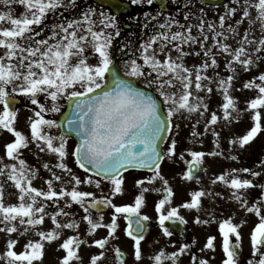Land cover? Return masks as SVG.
Listing matches in <instances>:
<instances>
[{
  "label": "snow or ice",
  "instance_id": "snow-or-ice-1",
  "mask_svg": "<svg viewBox=\"0 0 264 264\" xmlns=\"http://www.w3.org/2000/svg\"><path fill=\"white\" fill-rule=\"evenodd\" d=\"M194 2L187 0L183 23L176 16H164L163 6L156 15L144 13L145 27L151 21L156 23L139 46V53L123 62L126 71L122 75L113 52V42L121 35L116 15L88 6L76 16L65 17L62 10L76 9L77 0H0V131L14 137L5 143V153L0 156V233L5 236L0 264H42L46 244L61 240L66 230L74 234L58 245L65 253L59 264H83L82 246L100 249L89 255L88 264H103L110 242L118 238L121 218L125 235L133 241L134 264H140L144 258L142 242L148 232L146 222L151 219L142 212L147 193L163 192L155 211L161 234L168 238L173 236V229L166 222H188L180 214L181 208L200 212L202 198L221 196L201 186L189 193V200L174 206L175 191L162 164L165 160L183 162L186 169L181 179L201 184L197 173L208 171L204 167L206 157L235 161L239 156L232 151L245 148L264 132V71H258L264 61V0H228L218 18H209L203 6L193 12L188 5ZM125 4L153 5L154 0H120L118 6ZM17 8L23 11L17 14ZM57 16L48 23L49 17ZM189 56L200 57V62L188 65L185 58ZM221 59L227 75H221ZM254 69L258 74L236 88L240 70L247 73ZM140 80L163 100L138 87ZM241 90L256 94L241 101L233 94ZM214 92L220 96L217 110L210 109ZM22 100L32 113L27 118L29 134L16 127L21 111L17 104ZM65 104L68 111L63 119L48 118L49 113H60ZM193 114L200 118L192 124L191 143L202 145L203 137L211 133L215 144L212 151L180 150L176 138L180 125L190 122ZM245 114H250L252 126L243 135H231L226 156L222 133L216 126L223 122L228 128ZM206 115L203 131H199L201 118ZM73 135L77 142L70 147ZM30 145L38 150L37 159L47 154L55 158L54 162L45 161L40 167L30 164L23 157V150H31ZM70 156L85 173L83 178L67 162ZM41 167L49 173L47 178L40 176ZM260 168H230L210 181L211 185L219 183L231 189L228 198L258 218L250 233L252 258L243 264H264V183L253 179L264 176V159ZM134 170L149 174L134 178L138 193L131 202L115 203V198L126 192V174ZM37 179H43L44 186H35ZM157 182L160 187H155ZM9 183L16 190L17 202H5ZM83 185L94 186L101 194L85 190ZM251 189L260 192L252 201L248 198ZM74 206L82 215L73 211ZM108 208L113 211L106 222L104 212ZM204 211L208 218L197 215L195 223H217L224 254L221 264H241V229L247 221L235 222V213L217 219L210 209ZM46 219L53 227L43 228ZM82 223L86 225L83 234ZM102 228L105 236L88 239ZM30 234L38 238L32 239ZM21 238L26 242L18 251ZM216 241V235H208L200 252H214ZM192 244L183 243L171 253L161 248L151 257L152 264H180L184 254L192 253ZM114 252L119 264H126L119 246ZM190 264L210 261L192 253Z\"/></svg>",
  "mask_w": 264,
  "mask_h": 264
},
{
  "label": "flooded vegetation",
  "instance_id": "flooded-vegetation-1",
  "mask_svg": "<svg viewBox=\"0 0 264 264\" xmlns=\"http://www.w3.org/2000/svg\"><path fill=\"white\" fill-rule=\"evenodd\" d=\"M85 1L88 2V3H86V5H95V6L102 7L103 9L108 10V8L103 7L101 5H98L91 0H85ZM172 1L173 0H166L167 8L163 9V14L171 13L170 9H171V7L174 6ZM79 2H80V0H77L78 7L76 9L62 10L63 15L64 16L68 15L69 16L68 18H71L72 16L78 15L80 12L81 6H83V4L79 3ZM134 10L136 11V14H135V17H132L133 22L135 24L144 25L145 24L144 13L147 10H149V13L152 14V12H153L155 15L159 11H161V8L155 2L153 5H147V4H141L139 6L132 5V10L130 12L124 13L123 15L120 14V15H116V16L117 17H124V16H127L128 14H131ZM142 18H143V20L141 21ZM54 21L55 20H53L52 22H54ZM48 23H49V20H48ZM124 27H125V29H130L131 24H125ZM123 41L124 40L122 37H120V39L116 41V44L119 42L118 45H115L116 48H115L114 55H115L116 61H118L121 54L124 53ZM121 49H123V51H121ZM119 71L121 73L120 66H119ZM137 85L144 87L146 89L152 90L159 96V93H157L153 87H149L148 84L145 83L143 80H140V82ZM159 98L161 99V101L163 100L162 97L159 96ZM21 122L26 123L25 121H21ZM20 125L21 124H19L18 126H20ZM56 132L57 131H54V134H56ZM28 133H30V132L28 131ZM12 139H14V137L10 133H8L7 135H5L3 137H0V145H1L0 146V156H3L5 153V147H4L5 143L10 142ZM70 139H72V138H70ZM30 149L31 150H29V149L23 150V157L30 164H33L37 167H40L42 165V163L45 161L44 159L52 158V156H50V155L41 154L39 159H37L36 153L38 150L33 149L32 147H30ZM205 151H206V149H205ZM256 151H258L259 154L261 155V157L258 160L256 159V154H257ZM232 154L239 156V159H237L235 161L232 160V161L236 162V164H238L240 167H242V168L243 167H249V168H253L255 170H261V169L257 168V165H260V161L262 159H264V152H263L262 148H256L255 146H252V144H251L250 146L243 148V149L237 148L236 152H234ZM205 159H206V163H205L204 167H206L208 169V171L207 172L200 171L201 173L200 172L197 173L201 178V184H198V185L200 187L203 186L205 188L210 187V189H212L213 191H214L213 187H215L216 189L221 188V187L224 188L225 186H223L222 184H219V183L217 185H211L210 181L213 178V172H210V171L213 170L214 168L217 170L221 169V171L222 170L223 171L228 170L229 160L224 159L223 157H206ZM72 161H74V160L70 156L67 162L69 163V165L71 167H73V169L77 172V174L81 175V177L83 178L85 173L83 172V170L79 169L75 165V163L72 164ZM185 169H186V165L183 162L173 163L170 161L167 163V169L164 171L166 174L169 173V179L171 180L170 184L175 191L174 200L179 201V203H183L184 201L190 199L189 193L191 191L189 189V185L192 181H185V180L181 179V175ZM134 173H143L142 176H140V177H143V176L149 174L147 172V170H138V171L134 170L130 173H127L126 174V176H127L126 192L124 194L125 196L124 195L123 196H117L114 200V202H117V204L123 203V202H121V200H124L125 198H127V195H126L127 188H129L131 185H133L134 184V178H137V176L134 175ZM128 176H130V177H128ZM250 178H252V177H250ZM253 179H256L259 182L264 183V176H261L260 178H253ZM193 181L195 182V180H193ZM34 185L37 187L44 186L43 180L40 183L38 182V180L37 181L35 180ZM83 187H87V190L89 189L90 191H96L97 195L101 194L98 190H96L94 188V186L83 185L82 188ZM136 189L137 188L134 187L133 192L132 191L130 192L132 197H134L137 194ZM5 192H6V198H5L6 203L17 202L16 190L11 186V184H10V186L6 185ZM9 193H11L10 196L8 195ZM104 194L105 195L108 194L107 185L104 186ZM160 194H162V196H163V192H160ZM259 195H260V192L258 189L248 190V198L250 201L258 198ZM229 196L230 195L221 194V196L217 197L215 200H212L208 197L202 198L203 209L200 212H197L194 209L188 210V209L181 208L180 214L183 215L188 222H187V224H182L183 228H184V232L180 233L178 231V229H176L175 227L172 228L173 229V236L171 237L172 238L171 245H169V248H166L168 250V252L171 253L172 251H175L183 243L192 244V241L195 240L196 241L195 244H192V253H195L198 257L209 259L210 264H221V261L223 259L224 254L220 248L221 238H220L219 233H218L217 223H210L208 225L195 223V217L197 215H200L201 219H207L208 215H207V212L204 211V209H210L217 216V219L225 218V217L230 216L233 213H235L236 214L235 215V222L239 223L241 219H244L247 221L246 225L244 227H242V229H241V232H242V261H241V264H243V262L245 260L251 259L252 258V248H251V242H250V233H251L252 228L254 227V224L256 222H258V218L254 214H249V213L245 212L244 210H241V211L226 210L225 208H226V206H228L227 204H229V203H233L236 206H239L235 201L230 200L228 198ZM153 203H154L153 205L147 206V208H148L147 210L149 211V209H151V212L155 213V204L157 203V198L155 199V201ZM52 210H53L52 208L49 209V211H52ZM143 210L144 209H142V212H143ZM73 211H75L78 214V216L82 215V210H80L78 208V206H74ZM112 211H113L112 209L108 208L104 212L106 222L110 220ZM61 219H63V218H61ZM155 219H156V217H155ZM119 223L121 225V228L118 230V238L110 242L109 250L106 253V258L103 261V264H119L118 259L116 258L115 252H114V249L117 246H119L121 248L122 252L124 253V258H125L126 264H134V256L132 254L133 253V248H132L133 241L131 240V238H128L123 231L124 226H125V222L122 218L120 219ZM147 224L149 225V230L147 232L146 237L148 236L149 233L153 232L156 229H159L157 220H155V222L149 220V221H147ZM51 227H53V225L51 224V221L46 219V222L43 225V228L49 229ZM85 228H86V225L82 223L81 229H80L82 234L84 233ZM156 231H158V230H156ZM159 231H161V230L159 229ZM72 234H74V233L71 230H66L63 234L62 239L67 238L68 235H72ZM106 234H107L106 230L102 228V229L97 230V233L95 234V236L88 237V239L91 240V239H95V238H100V237L105 236ZM208 235H216L217 236L216 250L214 252L211 250H205L203 253H201L200 249L203 248L204 244L206 243V237ZM14 237H15V234H13V238ZM30 238L36 239L38 237L30 234ZM62 239L57 240L51 244H46L45 256L43 258L42 264H59V258H61L65 254L63 252V250H58V245L62 242ZM25 242H26V238H21L20 245L17 246L18 251L20 250V246H22ZM173 242H175V244H173ZM156 244L157 245H155V247H157L158 250L160 248H163L158 243H156ZM4 249H5V236L3 233H0V252L4 251ZM80 251H81V254L83 256V264H88L89 255L98 253L100 251V249H98L95 246H93V247L82 246ZM142 251L144 254L143 248H142ZM192 253L184 254L180 258V264H190V257H191ZM140 264H152V261L147 259V258L145 259V255H144V258L142 259Z\"/></svg>",
  "mask_w": 264,
  "mask_h": 264
},
{
  "label": "rangeland",
  "instance_id": "rangeland-1",
  "mask_svg": "<svg viewBox=\"0 0 264 264\" xmlns=\"http://www.w3.org/2000/svg\"><path fill=\"white\" fill-rule=\"evenodd\" d=\"M172 2L174 4V6L171 7V9H170L171 13L163 14V15L164 16L173 15V16H176L178 19H180L182 23L185 22L183 19V14L186 11L185 5L187 4V0H173ZM81 3H86V2H81ZM225 3H228V0H226ZM223 5L204 6V5L200 4V2L198 0H195V2L193 4L188 5V8H190L193 12H196V11H198L199 7L203 6V7H205V10L207 11L209 18H218V15L223 11ZM85 6H86V4H83V8H81V10L86 8ZM0 10H2V6H0ZM101 10H105V9H101ZM22 11H23L22 8L16 9L17 14L21 13ZM105 11H108V10H105ZM108 12H110V11H108ZM146 12H149V10H147ZM135 14H136V11L134 10L131 14H129L127 16L118 17L119 24L121 26L120 27L121 35L119 37L124 38V41L128 42V43H124V45H123L124 46V53L121 54L120 58L117 61L119 66H120V69H122L123 72L126 71V69L124 68L123 62L125 60L133 58L134 56H136L139 53V46L152 33V26H154V24L156 23V21H151L150 26H148V27H145V24L144 25L135 24L132 20V17H135ZM152 15H154L153 12H152ZM65 17H69V16L67 15ZM58 18H59L58 16L57 17H49V23H52L53 20H57ZM143 18L141 19V21L143 20ZM192 22L195 23L194 20ZM125 24H131V28L125 29L124 28ZM3 26L8 27L10 25L4 24ZM246 26L247 25L245 24L244 27H246ZM242 31H243V28H241V32ZM194 34H195V30H194ZM257 35H259V31H257ZM119 37H116L114 42H113V52L114 53H115V48H116L115 45H117L115 42ZM237 39H239V37H237ZM209 42H211V39ZM229 43H233V45L235 46L234 41L230 40ZM125 45H127V48H125ZM194 47L196 48V50H199L198 45H196ZM173 55H176V53H173ZM261 55H264V53H261ZM90 62L95 63V60L91 59ZM185 62L188 65H191L193 63H199L200 57L193 58V56H189V57L185 58ZM220 64H221V69H222L221 75L229 74L227 69L223 68V65H224L223 59L220 60ZM221 69H218V70H221ZM258 71H264V61L260 62ZM258 71L254 69L253 71L245 73L242 70H240L239 79L236 81L235 87L241 88V83L243 81L250 79L251 77L257 75ZM210 72H211V70H210ZM233 94L240 97L241 101H243L246 98L253 97L256 93L254 90H241V91H234ZM219 102H220V96L214 92L212 97H211V101H210V109L217 110V106H218ZM25 103H27V102L22 100L20 105L18 106L21 109V111L18 115V122L20 120V121H25L26 123H23V122L18 123L17 122V124H21L20 126H18V128L20 130H23L26 134H29L28 131L30 132V127L28 126L29 121L27 118L29 116H31L32 113L25 107ZM62 103H63V101H62ZM244 106L245 105L243 103H241V107L243 108ZM58 114L59 113H56V114L49 113L48 116H49V118L50 117L56 118ZM197 118H200L198 116V114H193V116L190 118V122L184 121L181 123L180 129H179V135L176 137L180 141V150H183L185 148L190 147V148H193L195 150L205 151V149H206L207 152L212 151L215 148V144L213 142V138L211 136V133H208L203 137L204 143L202 145L199 143H191V127ZM206 118H207V115L204 118H201L202 122L198 126L199 131H203V119H206ZM251 126H252V121L250 119V114H245L239 122L234 123L233 125H231L228 128L224 127L223 122L219 123L216 126L217 130L221 131V133H222V147L225 150L226 156L228 155V153L230 151V146L228 145L227 141H228V139L231 138V135L232 134L243 135ZM0 132L3 134V135L0 134V137L1 136L3 137L6 135L5 133L7 131L6 132L0 131ZM56 134H58V131L56 132ZM73 144H74L73 140H70V147ZM251 144H252V146H255L256 148H262L263 149L264 148V132L259 134L258 137L253 142L250 143V145ZM250 145H248V146H250ZM248 146H245V148ZM30 147H32L33 149H36L34 145H31ZM164 147L167 148V144H165ZM234 152H236V149L232 151V153H234ZM263 152H264V150H263ZM256 153H257L256 159L258 160L261 157V155L259 154L258 151H256ZM44 160L54 162L55 158L52 157L50 159H44ZM228 160H229V164H228L229 168L228 169H230V168H242L238 164H236V162H233L230 159H228ZM168 162H170V161L165 160V162L162 164V170H163V173L166 176V178L169 179V173L166 174L164 172L167 169V163ZM72 164H74V162H72ZM257 168L261 169L260 165H257ZM41 170L43 172H45L47 175H49V173L46 170H44L43 168H41ZM210 172H213V177H214V175L220 174L221 172H223V170L221 171V169L217 170L214 168ZM142 174L143 173H134V175H136L137 177L142 176ZM245 176H247V174H245ZM128 177H130V176H128ZM248 178H250V177H248ZM169 181L171 182L170 179H169ZM8 186H10V183L8 184ZM159 186H160V183L157 182L155 184V187H159ZM83 188L85 190H87V187H83ZM199 188H200V186L198 184H196V182H194V181H192L189 185L190 191L195 190V189H199ZM213 188H214L215 192H218L221 194H226V195H231V189H229V188H226V187H224V188L221 187V188H217V189L215 187H213ZM133 190H134V184L131 185L129 188H127V193H126L127 198H125L124 200H121V202H123V203L131 202L134 197L131 196L130 192L131 191L133 192ZM136 191L138 193V189H136ZM156 198H157V202H158V200L160 198H162V194L155 193V192L147 193L146 194L147 203H146V206L143 208L144 209L143 213L150 216L151 220L154 222H155V220H157V213H156V211H155V213H152L151 209H149V211H148L147 206L153 205L154 204L153 202L155 201ZM115 203H117V202H115ZM179 204H181V203H179V201L174 200V206L179 205ZM227 205L228 206H226V208H225L226 210H232V211L243 210V209H240L239 206H236L233 203H229ZM155 217H156V219H155ZM156 230H158V231H156ZM156 230L149 233L146 240L144 242H142V248L144 250L145 259L147 258V259L151 260V257L158 251L157 247H155V245H157L156 241H158V244L160 246H162L163 248H169V245H171L172 238L164 237L161 234V231H159V229H156ZM167 252H168V250H167Z\"/></svg>",
  "mask_w": 264,
  "mask_h": 264
},
{
  "label": "water",
  "instance_id": "water-1",
  "mask_svg": "<svg viewBox=\"0 0 264 264\" xmlns=\"http://www.w3.org/2000/svg\"><path fill=\"white\" fill-rule=\"evenodd\" d=\"M98 2L108 5L109 7H111L116 13H119L121 11H127L130 9L129 4H125L123 7H119V0H97ZM203 3H210V4H216V3H221L224 0H201ZM150 93V92H149ZM152 94V93H150ZM153 95V94H152ZM68 111V106L66 111L63 113V115L61 116V119L64 118V115L67 113ZM60 119V120H61ZM74 136V135H73ZM75 137V136H74ZM76 138V137H75Z\"/></svg>",
  "mask_w": 264,
  "mask_h": 264
}]
</instances>
